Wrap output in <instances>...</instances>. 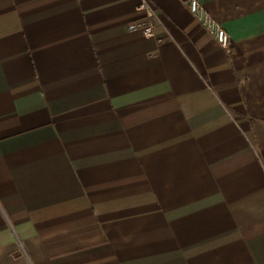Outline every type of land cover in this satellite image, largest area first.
<instances>
[{
	"label": "crops",
	"instance_id": "obj_1",
	"mask_svg": "<svg viewBox=\"0 0 264 264\" xmlns=\"http://www.w3.org/2000/svg\"><path fill=\"white\" fill-rule=\"evenodd\" d=\"M140 1L0 0V264H264V0Z\"/></svg>",
	"mask_w": 264,
	"mask_h": 264
},
{
	"label": "built area",
	"instance_id": "obj_2",
	"mask_svg": "<svg viewBox=\"0 0 264 264\" xmlns=\"http://www.w3.org/2000/svg\"><path fill=\"white\" fill-rule=\"evenodd\" d=\"M186 4L200 26L213 36L219 47L230 53L233 45L229 33L213 19L199 0H187ZM137 10L142 13V16L129 24V32L139 33L148 39H155L157 28L163 26L159 13L147 0H141ZM168 36L157 40L162 43L169 39Z\"/></svg>",
	"mask_w": 264,
	"mask_h": 264
}]
</instances>
